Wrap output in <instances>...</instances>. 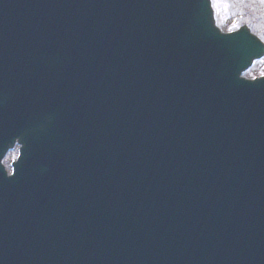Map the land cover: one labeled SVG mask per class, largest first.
Segmentation results:
<instances>
[{
  "label": "water",
  "instance_id": "1",
  "mask_svg": "<svg viewBox=\"0 0 264 264\" xmlns=\"http://www.w3.org/2000/svg\"><path fill=\"white\" fill-rule=\"evenodd\" d=\"M263 56L210 0H0V264H264Z\"/></svg>",
  "mask_w": 264,
  "mask_h": 264
},
{
  "label": "rangeland",
  "instance_id": "2",
  "mask_svg": "<svg viewBox=\"0 0 264 264\" xmlns=\"http://www.w3.org/2000/svg\"><path fill=\"white\" fill-rule=\"evenodd\" d=\"M215 11L216 24L222 33H230L242 26L248 27L264 44V3L261 0H211ZM264 76V57L255 62L244 72L247 80ZM18 156V148L10 150L4 157V165L8 175L11 173V164Z\"/></svg>",
  "mask_w": 264,
  "mask_h": 264
},
{
  "label": "snow or ice",
  "instance_id": "3",
  "mask_svg": "<svg viewBox=\"0 0 264 264\" xmlns=\"http://www.w3.org/2000/svg\"><path fill=\"white\" fill-rule=\"evenodd\" d=\"M262 3H264V0H261Z\"/></svg>",
  "mask_w": 264,
  "mask_h": 264
}]
</instances>
